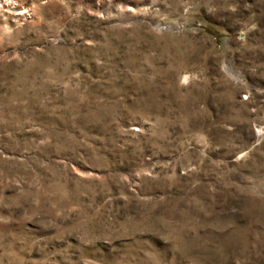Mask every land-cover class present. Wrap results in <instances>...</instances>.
I'll return each instance as SVG.
<instances>
[{"label":"rangeland","instance_id":"obj_1","mask_svg":"<svg viewBox=\"0 0 264 264\" xmlns=\"http://www.w3.org/2000/svg\"><path fill=\"white\" fill-rule=\"evenodd\" d=\"M0 264H264V0H0Z\"/></svg>","mask_w":264,"mask_h":264}]
</instances>
